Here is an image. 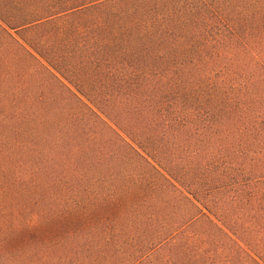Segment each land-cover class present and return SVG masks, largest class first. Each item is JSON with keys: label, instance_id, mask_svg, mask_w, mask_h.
Wrapping results in <instances>:
<instances>
[{"label": "trees", "instance_id": "1", "mask_svg": "<svg viewBox=\"0 0 264 264\" xmlns=\"http://www.w3.org/2000/svg\"><path fill=\"white\" fill-rule=\"evenodd\" d=\"M0 264H264V0H0Z\"/></svg>", "mask_w": 264, "mask_h": 264}]
</instances>
